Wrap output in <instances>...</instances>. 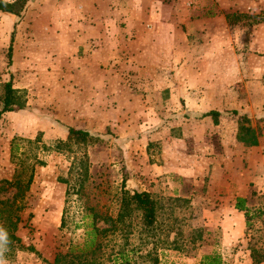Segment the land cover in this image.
I'll list each match as a JSON object with an SVG mask.
<instances>
[{
	"label": "rangeland",
	"instance_id": "374dc122",
	"mask_svg": "<svg viewBox=\"0 0 264 264\" xmlns=\"http://www.w3.org/2000/svg\"><path fill=\"white\" fill-rule=\"evenodd\" d=\"M8 75L25 106L0 115V180L32 171L6 264H48L91 214L115 217L122 189L157 200L163 264H251L247 247L264 248V0H28L0 11ZM231 109L260 132L249 161L244 145L222 154ZM67 126L94 137L56 151ZM242 183L255 214L235 232Z\"/></svg>",
	"mask_w": 264,
	"mask_h": 264
},
{
	"label": "trees",
	"instance_id": "16d2710c",
	"mask_svg": "<svg viewBox=\"0 0 264 264\" xmlns=\"http://www.w3.org/2000/svg\"><path fill=\"white\" fill-rule=\"evenodd\" d=\"M27 1L0 0V11L18 17L25 8ZM13 29L14 25L9 34L5 66L10 62V42ZM24 106L25 100L21 92L12 87L8 75L7 81L0 84V115L8 111L22 109ZM226 112L228 113V111ZM229 112L238 118L236 140L244 146L257 145L260 136L258 128H253L247 124L246 114H239L235 109H231ZM221 115L217 110L209 109L199 113L198 116L209 117L212 120L211 123L215 124ZM65 132L64 139L53 142L56 151L69 148L70 144H82L94 137L90 131L78 127L67 126ZM11 148L15 147L12 146ZM31 171L32 167L24 179L21 178L20 170H15L10 179L0 180V190L4 188L3 185L14 189L8 200H0V244H4L9 249L20 247L18 238L13 232L15 224L19 221L18 212L23 207L22 198L28 189ZM233 208L242 211L244 226L246 229L249 228L250 219L255 214L254 208L247 206L245 198L238 196L235 197ZM157 209L158 202L149 192L122 189L115 217L97 213L91 214L90 221L86 222L79 241H70L64 252L56 253L48 264H163L157 249L160 243L166 241L160 237L157 230ZM256 212L258 213V210ZM98 222H101V225H97ZM195 233L198 237V231ZM131 239L136 243L132 245ZM27 248L32 249L31 246ZM247 249L251 264H259L263 260V247L248 246ZM168 264L177 263L172 261ZM198 264L224 263L218 253L211 251L202 254Z\"/></svg>",
	"mask_w": 264,
	"mask_h": 264
},
{
	"label": "crops",
	"instance_id": "0c3cea01",
	"mask_svg": "<svg viewBox=\"0 0 264 264\" xmlns=\"http://www.w3.org/2000/svg\"><path fill=\"white\" fill-rule=\"evenodd\" d=\"M234 134H235V132L219 133V135L221 137H224L221 140L222 154H228V153L232 152L234 149L239 150L241 147H244L242 143H240L236 140ZM255 147H256V145L255 146H247V147L245 146V154L243 157L245 158L246 161H249L251 159V153L254 151ZM258 158L260 159V156ZM262 160L264 161V156L262 157ZM251 170H253V172H254V168H251ZM251 177L253 178V176H251ZM241 185H242V193H240L241 191L239 190L238 192H236L235 197H237V196L243 197V198L245 197V194L247 192L245 190L244 183H242ZM234 211H235V215H236V226H235L233 231L239 232L240 229H242V226L244 225L243 215H242V211H238L237 209H234Z\"/></svg>",
	"mask_w": 264,
	"mask_h": 264
},
{
	"label": "clouds",
	"instance_id": "9594fccd",
	"mask_svg": "<svg viewBox=\"0 0 264 264\" xmlns=\"http://www.w3.org/2000/svg\"><path fill=\"white\" fill-rule=\"evenodd\" d=\"M0 264H6V262L3 259H0Z\"/></svg>",
	"mask_w": 264,
	"mask_h": 264
}]
</instances>
